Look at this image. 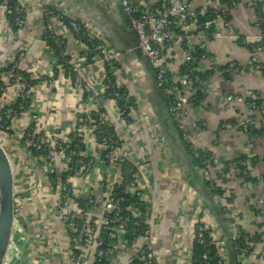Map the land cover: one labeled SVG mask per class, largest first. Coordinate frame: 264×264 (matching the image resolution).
<instances>
[{
	"label": "crops",
	"instance_id": "1",
	"mask_svg": "<svg viewBox=\"0 0 264 264\" xmlns=\"http://www.w3.org/2000/svg\"><path fill=\"white\" fill-rule=\"evenodd\" d=\"M187 1L191 9L196 10L204 9L208 0ZM13 2L26 12L24 28L16 31L0 12V70L11 63L16 51H24L18 70L34 81L36 96L28 111L15 121L12 135H4L3 139L14 175L16 248L11 252L13 260L10 264H72L66 234L56 212L55 188L43 167L33 161L16 141L20 135L18 131L34 125L37 132L66 140L76 129L80 114L87 116L98 111V106L84 99L81 90L72 87L74 74L72 78L66 74H56L51 78L56 62L44 40L43 19L45 13L52 10L79 21L86 33L100 39L111 52L118 54L117 67L112 70L116 82L133 103L127 119L121 116L117 102L103 93L105 68L84 60L81 55L87 53V45L83 40L76 38L62 23L53 22L57 35L66 41L65 51L71 65L80 67L78 76L89 82L101 101L104 107L101 117L120 139L119 153L135 161L142 170L141 186L146 193L145 204L150 208L148 245L157 264H192L196 217L201 212H211L208 219L215 226L212 225V230L218 240L224 237V230L218 223L213 206L218 207L217 211L225 210V207L217 195L206 188V181L187 152L176 121L168 113L156 88L154 70L137 49V38L129 27L119 0ZM238 2L228 11L230 22L227 29L221 28L222 36L204 40L211 57L200 60L196 71L205 73L213 67L230 63L249 66L250 69L243 74L232 75L230 79L214 70L204 83L207 90L204 100L198 105L188 103L181 113V122L192 134L194 148L212 154V164L207 166L211 171L228 163L227 180L221 186L226 199L230 198L228 216L235 219L243 231L253 235L264 234V206L257 203V199L264 196V119L255 111L248 112L245 102L237 101V98L244 99L252 93L264 101V52L252 53L242 44H253L258 36L264 37V25L260 24L256 9L250 8L253 3L261 4L258 11L264 20V3L263 0ZM217 7L221 8L220 5ZM187 43L195 44L197 38ZM165 55L172 63L170 69L176 78L183 61V49L173 46ZM253 56L261 70L251 66ZM19 93L18 86L10 87L0 100L1 104L13 103ZM193 94L190 92L188 99ZM228 96L232 97L231 101L226 99ZM249 113L256 121L252 136L243 133L239 126L249 118ZM32 114L37 115L34 122ZM233 120L236 121L234 125L230 124ZM83 137L84 151L96 154L99 147L90 135V128L84 130ZM249 143L253 145L251 150L247 147ZM242 155L254 159L253 164L247 161L249 177L246 181L236 176L233 164ZM53 165L56 170H61L59 161H54ZM117 174L113 167L96 165L89 175V183L84 179L77 180L80 196H85L88 189L101 198L106 190L112 188ZM250 179H256V182ZM225 225L228 230L230 227ZM260 238L261 242L255 245L245 264H264V235ZM144 247L143 238L123 245L112 264H134L132 262ZM225 257L227 264H240L239 258H235V263L232 261L234 256L228 248Z\"/></svg>",
	"mask_w": 264,
	"mask_h": 264
},
{
	"label": "built area",
	"instance_id": "2",
	"mask_svg": "<svg viewBox=\"0 0 264 264\" xmlns=\"http://www.w3.org/2000/svg\"><path fill=\"white\" fill-rule=\"evenodd\" d=\"M11 1L0 0V12L5 17L13 16L14 26L17 30H21L24 28L26 12L21 6H11ZM119 3L130 29L137 38V49L154 70L156 88L161 92L167 111L175 119L180 137L195 162V159L199 157V153L193 146L192 134L185 124L181 122V113L189 103L187 95L190 92H194V84L202 83H200L199 77L188 78L177 75L175 78V74L170 69L172 63L167 60L165 52L173 46L182 47V45L187 44L186 49H183L182 61V65L185 66L186 70L191 68L190 63L195 47L209 53L204 41L206 39L205 36H202L199 32L194 33L196 28L199 29V26H196L198 13L196 10L191 9L187 0H119ZM217 5H219V0H208L205 3V8ZM259 7H257L256 3L250 6V8L256 9L257 15L260 17V24L264 25V20L258 11ZM64 17H66L64 13L58 10L45 13L44 15L45 30L49 33L51 40L57 45H61L64 39L57 35L53 22L61 23ZM218 23L217 20L203 23L204 29H209L211 26L216 25L217 33L213 35V38H220L222 36L221 28L227 29L229 26L228 22H222L217 26ZM70 28L74 34L79 33L80 28L77 20L70 19ZM85 34L89 42L96 41L98 43L96 50L99 56L92 57L90 64H101L105 68V75L107 74V67L109 70L111 69L110 74L114 76L112 69L118 54L111 52L100 39H96L86 32ZM196 38L197 43H187ZM261 40L262 37L258 36L257 42ZM261 51L262 47L258 46L255 48L254 53ZM86 52H88L87 47ZM24 56V51H16L11 63L5 70H0V100L10 87L18 86L20 90L19 96L13 103L4 105L0 102V140L4 138V135L12 133L15 121L28 111L36 96L34 81L30 77H24L20 73L21 71L18 70ZM65 56H67L66 51L61 52L60 57L64 58ZM250 63L253 69L261 70L254 56L251 58ZM67 64L71 67L70 72L75 75L72 87L81 90L82 95L89 103L99 106L101 101L94 94L92 86L78 76L79 66H72L70 60L65 61L63 64L56 63L57 74L65 75L67 73L65 69ZM249 69V66H235L232 63L229 68L225 69V72L231 75H240ZM54 76L55 74L53 73L51 78ZM115 84L116 87L113 90L112 98L109 99L123 103L125 110L129 109L132 111L133 107L131 108L128 105L126 92L117 82ZM107 88L108 86L104 84L103 79L102 90L104 95H106ZM226 99L231 101L232 97L228 96ZM256 99L251 93L250 96L244 99L237 98V101H244L248 112L255 111L260 118L264 119V101L261 100L260 106L257 107L256 102L253 101ZM25 104L27 105L25 106ZM250 115L251 113H249L248 119L239 124L243 133H248L256 125L255 119ZM80 117L81 121L78 122L70 138L66 140H60L55 136L37 132L34 125H29L26 130L18 129L19 138L25 137L27 153L28 149L44 152V155H39L37 159L32 158L29 153L28 155L33 161L43 167L50 184L55 188L56 212L66 234L67 249L72 264H87L88 261H91V264H112L119 253V248L125 245L124 237L127 233V225L130 223L132 228L129 234H131L133 241L138 238L145 240L144 249L136 257L137 264H157L155 256L148 245L150 208L145 204L146 193L141 186L140 172L142 170L140 166L135 161L133 162L119 153L121 147L120 139L102 117L100 124L104 128V136L100 143H97L93 135L92 120L83 114H80ZM31 120L32 122L36 121L37 115L32 114ZM86 128H90V135L99 147L96 154L93 153V155L84 151L85 139L83 134ZM247 147L251 150L253 145L249 143ZM56 160L61 164V170H56L54 167L53 162H56ZM247 164L248 162L241 163L245 167L244 174L247 172ZM96 165L115 168L118 172L116 182L111 189L103 193L101 198L89 192L88 189L85 196H80L77 189V180L84 179L85 183H89V175ZM196 166L199 168L200 174L206 181L210 192H214L216 186L211 175L212 171H215L221 179L227 177V172L222 169L223 167L214 168L211 171L209 167L201 168L198 165ZM52 175L53 178L50 177ZM124 195H129L134 200L128 202ZM217 198L224 204L225 211H229L228 206L230 204L224 193L221 196L217 195ZM124 203L127 205L122 206ZM257 203L264 206V197L258 198ZM210 215L211 212L209 211L201 212L194 222V241L203 248L211 245L214 247L213 257L209 256L208 251L203 252L201 264H227L225 257L227 250L226 238L222 237L218 240L215 238L212 230L213 224L208 219ZM236 224L237 222H235V225L230 226L231 233L228 237L233 242H236L239 236V229ZM103 233L106 234V237L102 236ZM259 234L261 236L264 235L262 233ZM12 244H15L13 240ZM252 244L250 242L249 246H252ZM236 247L238 246L236 245ZM238 258L240 264H245L244 251H241ZM104 260L107 263H103Z\"/></svg>",
	"mask_w": 264,
	"mask_h": 264
},
{
	"label": "trees",
	"instance_id": "3",
	"mask_svg": "<svg viewBox=\"0 0 264 264\" xmlns=\"http://www.w3.org/2000/svg\"><path fill=\"white\" fill-rule=\"evenodd\" d=\"M239 4L238 0H219V5L221 8H218L217 6H213L210 8H205V9H196V12L198 13V16L196 17V26H199V29L196 28V32H199L202 36H205V38L207 40H212L213 39V35L215 33H217L216 31V25L211 26L209 29H204L203 27V23L206 21H211V20H217V22H219L217 24V26L220 23H224V22H230V14H229V10L235 8L237 5ZM11 6H15L13 0L10 2ZM259 5L261 4H257V7H259ZM225 6V7H224ZM223 9V10H222ZM225 10V11H224ZM51 12H54L53 10ZM13 16H8L6 17V20H9L10 24H12V26L14 27V29L17 31V28L14 26V22H13ZM61 23L66 26V28H70V19L68 17H64L61 20ZM77 24L80 28V31L78 34H74L71 30V32L75 35L76 38L83 40L84 44L87 45L88 47V52L84 54V52L82 53V57L85 58V60L87 62L91 61V58L94 56H99V53L96 50V46L98 45V43L96 41L94 42H89L88 38L86 37L85 34V29L82 27L81 23L79 21H77ZM44 40L47 44V47L49 48V50L52 52L55 62L59 63V64H63L65 61H69V57L68 55L65 56L64 58L60 57L61 52H65V47H66V41L65 39L62 40L63 43L61 45H57L55 44L51 38L49 33L46 31L45 35H44ZM242 44L244 46H246L250 52L254 53L255 48L258 46L262 47V52H264V37H262V40L253 44H245V42H242ZM187 45V44H186ZM186 45H182V49H186ZM211 54L208 52H205L203 50H200L198 47H195V51L194 53H192V61H191V68L190 70H186L185 66L182 65L179 67L178 71H177V75L179 77H191V78H195V77H199L200 78V83H195L193 90H194V94L193 96L189 99V103L190 104H194V105H198L199 103H201L205 96H206V88L204 87V83L206 82V80L211 76L212 72L218 71L220 72V74L225 78V79H230V77L232 76L229 73L225 72V69L229 68L230 64H227L225 66H221V67H213L211 70L206 71L205 73H201L196 71L198 63L201 59L204 58H210ZM235 66H237L236 63H234ZM117 67V64L114 63L113 64V69H115ZM70 66L67 64L65 66V69L67 71L66 75H70L71 78L73 77V74L70 72ZM2 70H5V68H3ZM106 71L107 74L105 75L104 78V84L108 86L107 88V92L105 97L107 98H112L113 95V90L116 87V79L114 78L113 75H111V69L109 70L106 67ZM24 77L29 78V76L24 73V72H20ZM54 74H57V69H55ZM123 89V88H122ZM159 93L161 94V92L159 91ZM163 97V96H162ZM85 99V97H84ZM254 102H256L257 107L260 106L261 104V100L256 99L253 100ZM27 104H25L26 106ZM128 105H130V107H133V103L132 101L129 99L128 97ZM117 107L121 113V116L124 119L128 118V114L130 113L129 109H124L123 103L121 102H117ZM101 114H104V107L102 106V104H100L98 106V111L97 112H93L90 113L88 116V119L92 120L93 122V135L95 137V140L97 141V143L102 142V138L104 136L103 134V127L100 124L101 122ZM81 118V117H80ZM81 119L77 120V123L80 122ZM230 124H236V121H230ZM112 129V128H111ZM255 133V130L250 129L248 131L249 135H253ZM257 134V133H256ZM12 135V134H10ZM16 141L25 148V137L22 138H15ZM187 152H188V148H186ZM28 153L32 158L37 159L39 155H44V152H42L41 150H30L28 149ZM199 153V157L197 159H195V164L198 165L199 167H207L209 165L212 164V154L208 151H198ZM249 161L251 164L254 163V159L251 158H247L245 155L240 156V158L238 160H235L233 162L235 169L237 170V174L236 176L239 178H242L243 180H248L249 174L248 171L244 174V170L245 167L241 165L242 162H247ZM253 162V163H252ZM228 163H225V166H223V170L225 172L228 173ZM215 175L212 176L213 177V181L215 183V191L211 192L214 193L216 195H223V193L225 191L222 190L221 186L222 183L226 182V178H219V176H217V173L214 172ZM212 175V173H211ZM51 178H53V175L50 176ZM63 177V176H62ZM251 182H256V179H250ZM207 184V183H206ZM206 188L208 189V186L206 185ZM209 190V189H208ZM125 199H127L128 202H131L132 200H134V198H131V196L129 195H124ZM264 197V196H263ZM227 201L230 202V198H227ZM127 204L124 203L122 206H126ZM216 214L218 223L221 225L222 229L224 230V238H226V246L228 248V251H230L232 253V256H234V259H232V261L235 263V258H238V256L240 255L241 251L245 252V257L247 258L249 256V254L252 253L254 247L256 244L261 242V238L259 234L254 233L253 235H249L246 231H243L241 229L240 226H238L236 224V226L239 229V236L236 242H233L231 240L228 239L229 235H230V226L235 225V219L229 218L228 216V212L224 210V208H221L218 212H214ZM219 215H223L224 220L223 222L220 220V216ZM225 224H227L230 228L227 230L224 228ZM132 228V224H128L127 225V233L124 237V244L128 245L130 243H132L133 238L131 236V234H129L130 229ZM103 237H106V234L103 233L102 235ZM15 240V235H14V239ZM208 241H209V237H208ZM250 242H252V246H249ZM236 245L238 247H236ZM208 251L209 252V256L213 257L214 255V247L213 245L211 246H207L205 248H203L202 246L198 245L195 241H193V246H192V264H201V255L203 254V252ZM214 262V261H213ZM103 263H107L106 260L103 261ZM132 263L137 264V259H135Z\"/></svg>",
	"mask_w": 264,
	"mask_h": 264
},
{
	"label": "water",
	"instance_id": "4",
	"mask_svg": "<svg viewBox=\"0 0 264 264\" xmlns=\"http://www.w3.org/2000/svg\"><path fill=\"white\" fill-rule=\"evenodd\" d=\"M218 212V207L213 206ZM223 222V215H219ZM225 229L226 225L224 226ZM15 231L14 175L9 157L0 143V264H5Z\"/></svg>",
	"mask_w": 264,
	"mask_h": 264
},
{
	"label": "rangeland",
	"instance_id": "5",
	"mask_svg": "<svg viewBox=\"0 0 264 264\" xmlns=\"http://www.w3.org/2000/svg\"><path fill=\"white\" fill-rule=\"evenodd\" d=\"M3 139L4 138H2L1 140H0V143L2 144V145H4V143H3ZM5 149V148H4ZM6 149H7V147H6ZM7 152V151H6ZM9 157V156H8ZM10 159H11V157H10ZM14 239V238H13ZM14 248H16L13 244L11 245V247H10V250H9V252H8V258H7V260H6V264H10L11 262H12V257H11V252H13V249Z\"/></svg>",
	"mask_w": 264,
	"mask_h": 264
}]
</instances>
